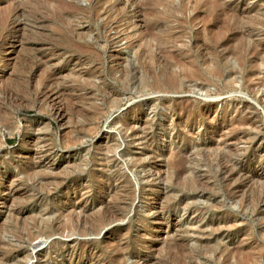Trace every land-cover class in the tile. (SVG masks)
Returning a JSON list of instances; mask_svg holds the SVG:
<instances>
[{"label": "rangeland", "instance_id": "rangeland-1", "mask_svg": "<svg viewBox=\"0 0 264 264\" xmlns=\"http://www.w3.org/2000/svg\"><path fill=\"white\" fill-rule=\"evenodd\" d=\"M261 12L264 0H0V264H264V46L250 66L237 52L264 43ZM170 74L185 90L155 91ZM175 155L190 166L180 178ZM57 217L78 226L29 237Z\"/></svg>", "mask_w": 264, "mask_h": 264}, {"label": "bare ground", "instance_id": "bare-ground-1", "mask_svg": "<svg viewBox=\"0 0 264 264\" xmlns=\"http://www.w3.org/2000/svg\"><path fill=\"white\" fill-rule=\"evenodd\" d=\"M75 1V0H74ZM74 3V2H73ZM150 5L151 4H149V7H150ZM167 7V6H166ZM219 7V6H218ZM57 9V8H56ZM74 10H75V12H82V10H81V8H78V7H76V8H74ZM119 10V9H118ZM163 10H165V9H163ZM71 11V10H70ZM109 11V10H108ZM169 12L171 13V11H170V9H169ZM215 13V12H214ZM175 14V13H174ZM12 15V14H11ZM34 15V14H33ZM166 15H168V13L166 14ZM207 15H209V14H207ZM263 16H264V13H262L261 12V14H259L258 16H256V18L255 19H253V24H256V25H261L263 28H264V20H263ZM10 17V16H9ZM13 17H14V15H13ZM172 17V16H171ZM174 17V16H173ZM37 19V18H36ZM111 19V18H110ZM179 20V19H178ZM191 20V19H190ZM202 20V19H201ZM38 21H40V20H38ZM95 21V20H94ZM76 22H78V21H76ZM179 22V21H178ZM82 23V22H81ZM70 25V24H69ZM147 25V24H146ZM92 26V25H91ZM108 26V25H107ZM111 27V26H110ZM157 27V26H156ZM83 28V27H82ZM214 32V31H213ZM102 34V33H101ZM161 34V33H160ZM77 35V34H76ZM74 36V35H73ZM246 37V36H245ZM174 38V35H171V34H168V35H165V36H162V35H160L159 37H157L156 38V40L160 43V44H167V45H169L171 42H172V39ZM175 39V38H174ZM198 44V43H197ZM253 44V43H252ZM76 45V44H75ZM157 45V44H156ZM245 45V44H244ZM262 45L264 46V43H258V42H256V43H254V46H243V48H240V50L238 49L237 50V52L240 54V59L242 60V62L243 63H245V65H247V63H249V66L251 65V62L248 60V57L249 56H251V54H252V56L254 55V54H257V53H259L260 51H261V49H263V48H261L262 47ZM155 46V45H154ZM200 46H202V45H200ZM242 47V46H241ZM204 48V47H203ZM206 48V47H205ZM96 49V48H95ZM84 51H85V49H84ZM87 51H89V50H87ZM147 51V50H146ZM179 52V51H178ZM262 52V51H261ZM35 53V52H34ZM142 53V52H141ZM236 53V52H235ZM145 54V53H144ZM155 55V54H154ZM153 55V56H154ZM144 56V55H143ZM152 56V57H153ZM140 58H142V56H140ZM36 59V58H35ZM152 60L154 61V62H158V60H159V58H158V56H154L153 58H152ZM162 60V59H161ZM42 61H44V60H42ZM178 61V60H177ZM35 62V61H34ZM160 62V61H159ZM199 62V61H198ZM161 63H162V61H161ZM177 65V64H176ZM140 66H142V65H140ZM158 66H160V65H158ZM168 65H167V63H166V66H165V68L167 67ZM252 66H253V64H252ZM251 66V67H252ZM45 67V66H44ZM148 67V66H147ZM245 67V66H244ZM169 68V67H168ZM253 68V67H252ZM251 68V69H252ZM167 69V68H166ZM45 70V69H44ZM171 70H174V69H171ZM259 70V69H258ZM31 72H32V70H31ZM178 72V71H177ZM210 72V71H209ZM212 72V71H211ZM257 72H259V71H257ZM168 73V72H167ZM193 73V72H192ZM214 73V72H213ZM216 73V72H215ZM219 73V72H218ZM253 73H255V72H253ZM261 73V72H260ZM259 74V73H258ZM171 75V74H170ZM192 75H194V77L196 76V73H193ZM38 76V75H37ZM253 76H255V75H253ZM258 76V75H257ZM40 77V76H39ZM59 77V76H58ZM126 77V76H125ZM165 77V76H164ZM181 77V75L179 74V75H171L170 77H169V75H168V78H165L164 80L163 79H155L154 81H153V89L155 90V91H159V92H180V91H184L185 90V88H184V86L181 84L183 81H181L182 80V78H180ZM263 77V76H262ZM262 77H260V76H258V78H257V81H259V82H263V78ZM29 78H30V76H29ZM25 80H27V79H25ZM36 80V79H35ZM33 81V80H32ZM45 81V80H44ZM86 81V80H85ZM124 81V80H123ZM256 81V82H257ZM29 82V81H28ZM52 82H54V80L51 78V77H49L48 79H47V82L46 83H48L47 85L48 86H50L49 85V83H51V84H53ZM58 82V81H57ZM181 82V83H180ZM254 82V81H253ZM27 83V82H26ZM35 81H34V85H35ZM56 83V82H55ZM184 83H185V81H184ZM36 84H38V82L36 83ZM40 84V83H39ZM57 84V83H56ZM80 84H81V82H80ZM86 84V83H85ZM27 85H28V83H27ZM47 85L45 86L44 85V87H43V89H42V87H39V88H41L42 90L39 92V94H37L41 99H45V100H49V98H52V96H54V95H56V93H54L55 91V89L53 90V89H51V90H47ZM186 85V84H185ZM26 86V85H25ZM29 86V85H28ZM33 86V85H32ZM36 86V85H35ZM27 87V86H26ZM52 87V86H51ZM55 87V86H54ZM63 87V86H62ZM38 88V89H39ZM30 89V88H29ZM28 89V90H29ZM36 89V88H35ZM49 89V88H48ZM187 89V88H186ZM33 90V89H32ZM35 91V90H34ZM36 91H38V90H36ZM56 91H57V89H56ZM76 91V90H75ZM28 92V91H27ZM29 92H30V90H29ZM33 92V91H32ZM106 92V91H105ZM35 93V92H34ZM62 93V92H61ZM20 94V93H19ZM22 94V93H21ZM26 94V93H25ZM29 94V93H28ZM33 94V93H32ZM74 95V94H73ZM23 96V95H22ZM34 96V95H33ZM32 96V97H33ZM60 96V95H59ZM56 97V96H55ZM54 97V98H55ZM27 98H29L28 96H27ZM31 98V97H30ZM33 98H35V97H33ZM53 98V99H54ZM17 99V98H16ZM31 100H32V98H31ZM34 100V99H33ZM61 100V99H60ZM26 101V100H25ZM36 101H37V99H36ZM51 101H52V99H51ZM54 101V100H53ZM65 102V101H64ZM36 103V102H35ZM56 103H57V101H56ZM59 103V102H58ZM74 103V102H73ZM33 104V103H32ZM76 105H78V104H76ZM56 106V105H55ZM74 107V106H73ZM85 108V107H84ZM65 108L64 107H58L57 109H56V113H57V115L58 116H61V117H65L66 116V112H65V110H64ZM81 109V108H80ZM87 109V108H86ZM54 110V109H53ZM75 111V110H74ZM82 111V110H81ZM80 111V112H81ZM79 112V113H80ZM55 113V114H56ZM78 115V114H77ZM82 115V114H81ZM80 116V115H79ZM84 116V115H83ZM91 120V119H90ZM76 128V127H75ZM78 128V127H77ZM78 130V129H77ZM80 131H81V129H80ZM83 131V130H82ZM85 131V130H84ZM69 132V131H68ZM83 133V132H82ZM70 135H72V134H70ZM64 138H65V136H64ZM69 140V139H68ZM203 151V150H202ZM182 154V153H181ZM222 157H224V159L222 160L221 159V171H224V174H226V175H229V177L231 178V179H233L235 176H238L240 173H241V171H239L238 169H236L235 168V166L233 165V164H231V165H229V157L228 156H225V155H223ZM229 158V159H228ZM186 161H188V160H186ZM171 163H173V166L175 167V175H176V177L177 178H180L181 176L183 177V174L184 173H186L187 171H188V168L186 167L187 165H188V163H186L185 161H184V158L182 157V155H179V156H173L172 157V162ZM187 164V165H186ZM189 166V165H188ZM190 167V166H189ZM34 170V169H33ZM33 173V172H32ZM34 173H35V171H34ZM53 173V172H52ZM189 173V172H188ZM28 174V173H27ZM55 176V175H54ZM242 177V176H241ZM27 178V177H26ZM38 178V177H37ZM36 179V178H35ZM182 180V179H181ZM180 180V181H181ZM42 183V182H41ZM44 186V185H43ZM205 186V185H204ZM184 187H186L187 189H190V190H193L194 192H196V190H199L200 188H202L203 187V181L198 177V176H195L194 178H191V179H188V180H186L185 181V183H184ZM178 188V187H177ZM204 189V188H203ZM202 190V189H201ZM189 191V190H188ZM206 191V190H205ZM201 192V191H200ZM203 192V191H202ZM260 200V199H259ZM108 201V200H107ZM258 204V203H257ZM70 211V210H69ZM114 214H116V213H114ZM114 214H109L108 215V212H105L103 215H102V221L103 222H109V223H111V222H117L116 220H117V215H114ZM66 216V215H65ZM75 217V216H74ZM66 218V217H65ZM97 218V217H96ZM99 218V217H98ZM119 218V217H118ZM63 218H61V217H57L56 219H54V220H52L51 222L50 221H48V222H46L45 223V226L43 227V229H40L37 233H35V232H29V237L30 238H33V237H38V236H41V235H43L44 237L46 236V237H51V236H53L55 233H57V232H60V231H63V230H65V232H66V229H73V228H77V226H78V223H77V221L74 219V218H72V220H70V222L69 223H66V222H63V220H62ZM77 219V218H76ZM69 220V219H68ZM67 220V221H68ZM85 220V219H84ZM14 221V220H13ZM85 222V221H84ZM40 223H41V221H40ZM82 223V222H81ZM20 224H21V222H20ZM84 224V223H83ZM86 225V224H85ZM84 225V226H85ZM38 226H39V223H38ZM94 226V225H93ZM92 226V227H93ZM23 229V228H22ZM86 229V228H85ZM92 229V228H91ZM97 229V228H96ZM26 231V230H25ZM89 231V230H88ZM10 232L15 236V237H18L19 239H22V235L21 234H19L18 232H16L15 231V229H14V227L10 230ZM90 233V232H89ZM29 239V238H28ZM27 239V240H28ZM37 240V239H36ZM49 240V239H48ZM16 246V245H15ZM183 247H184V245L182 244V242L180 241V240H176L175 242H174V244H171L170 245V247H169V250H171V249H178V250H181V251H183ZM207 248V247H206ZM122 253V252H121ZM193 257V256H192ZM196 257V256H195ZM13 258H15V254H13V253H11V255H8L7 257H6V261L4 262V264H8V262H10V261H12L13 260ZM175 258V257H174ZM229 258H230V256H228L227 257V260H226V263L227 262H229ZM193 260H194V257L192 258ZM121 260H122V258H121ZM2 262V261H1ZM189 263V262H188ZM174 264V263H173ZM178 264V263H177ZM189 264H195L192 260H190V263Z\"/></svg>", "mask_w": 264, "mask_h": 264}]
</instances>
